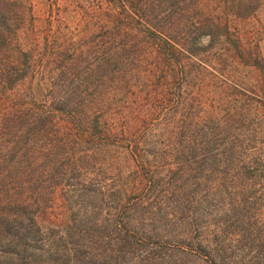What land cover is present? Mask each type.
Wrapping results in <instances>:
<instances>
[{
	"label": "trees",
	"instance_id": "trees-1",
	"mask_svg": "<svg viewBox=\"0 0 264 264\" xmlns=\"http://www.w3.org/2000/svg\"><path fill=\"white\" fill-rule=\"evenodd\" d=\"M78 1L0 0V264H264V0Z\"/></svg>",
	"mask_w": 264,
	"mask_h": 264
},
{
	"label": "rangeland",
	"instance_id": "rangeland-1",
	"mask_svg": "<svg viewBox=\"0 0 264 264\" xmlns=\"http://www.w3.org/2000/svg\"><path fill=\"white\" fill-rule=\"evenodd\" d=\"M34 1H36V3H37V4L35 3L34 13L37 15H43L44 16L43 12H44V9L46 8V6H44V5H46V2H44V0H34ZM56 1L61 3L62 1H66V0H56ZM74 1L80 2L78 0H74ZM53 10H54V8H53ZM261 46L264 47V42L261 44Z\"/></svg>",
	"mask_w": 264,
	"mask_h": 264
}]
</instances>
